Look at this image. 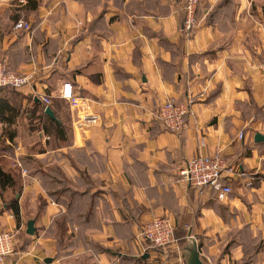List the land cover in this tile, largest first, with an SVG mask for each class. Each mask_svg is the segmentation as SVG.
Returning <instances> with one entry per match:
<instances>
[{"label": "crops", "instance_id": "1", "mask_svg": "<svg viewBox=\"0 0 264 264\" xmlns=\"http://www.w3.org/2000/svg\"><path fill=\"white\" fill-rule=\"evenodd\" d=\"M226 2L199 0L185 30L182 0H0V63L31 76L15 96L0 89L20 107L0 122L15 134L0 155L15 173L0 193V231L15 233L0 264H75L85 253L95 264H189L194 249L204 264H264V0ZM17 19L31 29L15 30ZM64 82L98 124L74 125ZM44 95L58 135L38 118ZM167 99L188 106L180 132L156 118ZM198 154L236 169L226 199L179 176ZM153 214L174 224L165 250L135 238Z\"/></svg>", "mask_w": 264, "mask_h": 264}, {"label": "built area", "instance_id": "2", "mask_svg": "<svg viewBox=\"0 0 264 264\" xmlns=\"http://www.w3.org/2000/svg\"><path fill=\"white\" fill-rule=\"evenodd\" d=\"M199 0H182L181 10L184 13L183 29L190 30L195 23V14L198 8ZM15 30L30 29V23L19 19L14 25ZM264 66V46L262 47ZM31 76L27 74L16 73L0 63V87H9L20 89L30 83ZM59 98L65 100L71 110L77 115L74 119V125L78 128L96 125L99 122V116L95 113L87 97L79 96L72 90L69 82H64L59 91ZM44 108L51 103L49 96H41ZM189 113L188 106L177 102L174 99H167L161 103L156 111V118L161 126L170 132H180L186 124V115ZM243 136L240 132L239 138ZM13 166L18 167L22 173L25 172L20 160L16 157L13 160ZM236 174V169L226 164L218 154H198L187 159L179 169V176L189 187L201 191L209 186L216 191L219 200L227 198L231 192L227 184L228 178ZM174 224L169 216L153 214L146 220L135 238L139 244H148L154 250H165L173 242ZM15 233L11 230L0 231V262L10 255L14 249Z\"/></svg>", "mask_w": 264, "mask_h": 264}, {"label": "trees", "instance_id": "3", "mask_svg": "<svg viewBox=\"0 0 264 264\" xmlns=\"http://www.w3.org/2000/svg\"><path fill=\"white\" fill-rule=\"evenodd\" d=\"M226 1L227 0H225V2ZM227 6H228V3L226 2V9H227ZM18 20L19 19H17L14 22V24ZM30 29H31V25H30ZM0 89H6V90L8 89L6 92L9 95L14 94V96H15V92H11L12 88L0 87ZM39 110H40L39 112L41 115H39L38 118L42 119V116H45L48 120L47 122L43 121L42 129L48 133H52L53 131H55L54 133L56 135H58L60 132V127H59L60 123L55 118H51L49 115H47L44 112V104H43V107H40ZM19 112H20V107L17 106L16 104H11L6 99L0 100V122L11 124L13 122V120L15 119V117L19 115ZM30 123H31L33 128H35V126L39 127L38 122L30 121ZM14 135L15 134H13L10 129L2 128L0 130V155L2 153H5V152H11L12 146L9 143H7L6 140L12 141ZM22 160H23V158L21 159V161ZM14 181H15L14 173H12L9 170H4L2 168V166L0 165V193H4L6 190H8V188L13 187ZM9 203H10V207H11L12 211L14 212V214H17L18 213V206H17L16 202H12L10 200ZM80 258L81 259L77 260V262L75 264H95L94 261H91L93 259V256L90 253L89 254L85 253L84 255H81Z\"/></svg>", "mask_w": 264, "mask_h": 264}, {"label": "water", "instance_id": "4", "mask_svg": "<svg viewBox=\"0 0 264 264\" xmlns=\"http://www.w3.org/2000/svg\"><path fill=\"white\" fill-rule=\"evenodd\" d=\"M44 112H45L47 115H49L51 118H55V116H54V114H53V112H52V110L50 109L49 106H46V107L44 108ZM260 138H264V135H262V134H260V133H256V135H255V139L258 140V139H260ZM33 232H34L33 220H29V221L27 222L26 233H28V234H33ZM46 261H50V259H46ZM189 264H204V263L201 261V259H200L199 255H198L196 249H194V250L191 252V255H190V258H189Z\"/></svg>", "mask_w": 264, "mask_h": 264}, {"label": "rangeland", "instance_id": "5", "mask_svg": "<svg viewBox=\"0 0 264 264\" xmlns=\"http://www.w3.org/2000/svg\"><path fill=\"white\" fill-rule=\"evenodd\" d=\"M23 123L24 124H26V121H23ZM30 123V122H29ZM31 124V123H30ZM21 162V161H20ZM4 168H7V167H4ZM15 174V173H14ZM9 193H7V195L5 196V198H7L6 199V201H9V200H11V196L13 197V196H16L17 195V190H16V188H13L11 191H8ZM138 230H139V228H138ZM146 245V247H151L150 245H148L147 243L145 244Z\"/></svg>", "mask_w": 264, "mask_h": 264}]
</instances>
